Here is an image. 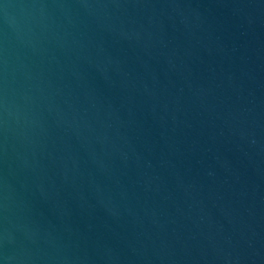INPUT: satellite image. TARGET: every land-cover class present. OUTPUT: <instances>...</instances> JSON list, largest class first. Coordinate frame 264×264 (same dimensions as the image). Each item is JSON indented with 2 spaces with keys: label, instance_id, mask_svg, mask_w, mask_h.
I'll list each match as a JSON object with an SVG mask.
<instances>
[{
  "label": "water",
  "instance_id": "water-1",
  "mask_svg": "<svg viewBox=\"0 0 264 264\" xmlns=\"http://www.w3.org/2000/svg\"><path fill=\"white\" fill-rule=\"evenodd\" d=\"M0 264H264V0H0Z\"/></svg>",
  "mask_w": 264,
  "mask_h": 264
}]
</instances>
